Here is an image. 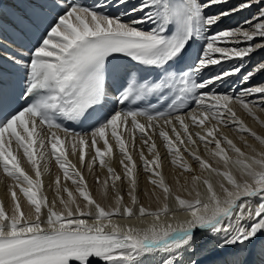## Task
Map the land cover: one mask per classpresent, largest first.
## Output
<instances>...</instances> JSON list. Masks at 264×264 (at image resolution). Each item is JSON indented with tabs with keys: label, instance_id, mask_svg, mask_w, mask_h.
<instances>
[{
	"label": "snow or ice",
	"instance_id": "1",
	"mask_svg": "<svg viewBox=\"0 0 264 264\" xmlns=\"http://www.w3.org/2000/svg\"><path fill=\"white\" fill-rule=\"evenodd\" d=\"M54 6L57 14L27 50V60L25 53H5L17 67L19 79L9 80L0 73V168L16 181L35 213L33 219L22 211L15 190L11 191L14 203L11 214L6 213L0 203V264H96L97 261L100 264H145L141 258L153 253L163 254L160 264H248L245 257L253 250L260 257V264H264V152H257L246 144L251 150L248 155L227 137L222 138L227 148L222 147V140L215 138L211 128L206 135L196 133L201 142L207 143V137L213 138L215 150L212 156L222 167H214L185 147L198 163L201 173H208L192 177L195 199L174 197L176 211L187 214L189 219L175 226L154 223L140 231L121 229L112 222L113 217L151 216L158 222L162 215L174 214L167 203L170 188L158 171L161 165L155 143L149 147L154 160L145 158L142 150L139 155L144 161V170L154 177L151 183L164 193L165 203L156 211L143 205L136 212L133 207L122 208V197L117 198L114 209L105 210L91 197L83 175L67 160L64 149L70 132L65 122H72L83 129L70 133L73 152L78 145L92 147L95 156L91 163L95 164V157H98L103 167L104 157H110L113 152L108 139L110 129L123 157L120 163L125 169L130 184L129 195L135 206L138 204L134 195L133 169L136 165L122 134L117 132L118 126H127L130 122L132 131L138 129L143 143L148 145L151 136L146 128L160 127L156 122L163 120L164 125L175 133V140L162 127L159 136L166 142L168 152L173 157H180V167L185 172L193 170L183 162L180 146L191 144L195 147L196 140L188 131L185 116L179 114L184 109L192 113L191 120L198 127H203L209 116L218 122L231 118L232 125L241 133L249 134L264 146V136L244 125L229 107L235 101L252 115L250 105L264 102V85L251 84L254 76L264 75V60L248 69L245 60L264 49V0L235 3L231 0H95L92 4L80 0H55ZM253 7L257 11L243 25L213 30L226 18ZM245 25L250 28L246 29ZM241 38L243 46H240ZM224 44L232 46L224 47ZM124 58L156 70L157 78L138 82L136 73L124 66ZM226 60L239 63L213 76L206 75L211 66ZM119 73H123L127 81L117 90L114 99L125 107L113 106L106 111V81ZM230 76L239 77V89H234L232 95L217 93V82ZM153 95L158 99L171 96L167 112L127 107V104L147 100ZM19 100L25 103L17 107ZM189 101L200 110L199 116L189 108ZM260 106L264 108V103ZM138 117H143L147 125L140 123ZM173 121L178 122L186 139ZM38 124L40 132L37 131ZM57 131L65 132V137L58 136ZM42 133H47L49 138ZM101 140L104 150L97 147ZM13 144L17 150H23V156L35 170L36 181L21 167L12 150ZM49 145L51 155L64 171L65 180H72L89 210L81 209L67 188L64 191L68 199L60 196L59 176L55 180V192L65 211H54L55 201L52 206L48 205L47 197L41 192V170L35 156L37 149L43 150L40 153L43 159ZM229 152L235 153V160ZM80 160L83 163V154ZM172 163L176 164V160ZM230 165L238 167L247 179L238 181ZM108 172L114 187L121 176L111 167ZM212 176L221 178L219 191ZM197 182L205 186L206 199L201 198ZM104 185L106 191L108 180ZM188 194L191 196L192 192ZM72 205H75V211ZM42 206L47 207L44 220L41 219ZM88 218L94 223L89 224ZM202 234L212 241L210 247L201 246ZM203 256L211 259H200Z\"/></svg>",
	"mask_w": 264,
	"mask_h": 264
},
{
	"label": "bare ground",
	"instance_id": "2",
	"mask_svg": "<svg viewBox=\"0 0 264 264\" xmlns=\"http://www.w3.org/2000/svg\"><path fill=\"white\" fill-rule=\"evenodd\" d=\"M10 1V0H9ZM231 2H239V0H231ZM256 8L253 7L250 10H246L243 13L236 14L232 17L226 18L223 23L213 30H222L224 28H236L239 25H243L246 19H251L252 16L256 12ZM246 29L250 28V25L244 26ZM257 40L260 38L257 37ZM256 41L254 40L253 43ZM243 40L241 38V45L243 46ZM224 47H230L231 44H224ZM246 69L251 68L253 65L259 63L260 61L264 60V49L257 51L250 57H246ZM239 63L237 60H226L222 61L218 65L211 66L210 69L207 71V76H213L218 71H223L228 69L229 67L234 66L235 64ZM239 77L238 76H230L225 78L222 82H217L216 92L217 93H228L229 95L233 94V90H238L240 85L238 84ZM251 84H259L264 85V75L258 74L254 76L251 81ZM247 86V85H246ZM206 91V90H205ZM244 99H254L253 97H244ZM261 103L258 102L256 104L250 105L252 108V115L249 113L237 102L233 101L229 107L233 109L236 113V117L238 120L243 121L244 125H246L249 129L256 132L257 135L264 136V108L260 106ZM115 106L114 104H109L107 108L109 111ZM116 107V106H115ZM193 110L199 116L200 110L196 108L194 105ZM192 113L188 112L185 114V123L188 124V131L189 133L193 134V139L196 140V145L193 147L191 144H186L184 146H180V153L183 157V162L190 165L192 168V172H185L181 167V159L180 157H173L169 152L166 145V142L162 137L159 136L160 127H162L165 131L168 132L169 137L175 140V133L171 131V129L164 125L163 120L156 122L160 127L155 129H147L146 132L148 135L151 136V141L148 145H145L141 139V134L139 130L132 131L131 124L127 126H118L117 132L120 134L125 133L126 137L125 140L126 146L128 148L129 154L132 156L133 161L135 162L136 167L133 169V175L136 180V186L134 195L138 200L137 205H132L131 196L129 195L130 192V184L128 179L125 176V169L121 165L120 160L123 159L120 151L119 146L115 143L114 138L111 135V130H108V139L109 143L113 147L112 155L104 157L105 159V166H101L99 164V158L95 157L96 163L92 164L91 161L95 156V149L88 146H77L75 152L72 150L73 138L70 135H67V139L64 143V149L67 156V160L75 166L76 170H79L84 177V180L87 185V191L91 195V197L99 203L105 210H111L116 207V200L118 197H122L121 207L129 206L133 207L134 212L138 209L140 205H143L146 209L150 211H156L163 207L165 203L164 195L153 193L149 189L148 181L149 179H153L152 173L150 171L144 170V161L140 158L139 152L142 150L144 157L147 158L149 161L154 160L155 157L152 153L149 152V147L151 143H155L156 146V153H158L160 160L159 163L161 165L158 171L164 170L167 173V170H171L173 166H171V162L173 159L176 160V168L178 170V182H176L172 178L173 181V188L170 189L171 194L167 200L169 208L173 210L172 215L161 216L159 221L157 222L151 216H145L143 218H125L122 216H115L113 217L112 222L118 225L121 229L127 230L128 228H134L140 231H143L149 228L154 223H159L160 225H176L178 222H183L189 219V216L181 211H176V202L174 200L175 196H180L186 200H193L195 199V191H193V183L192 177L194 175H208L207 172L201 173L199 169L198 163L189 155L187 151H185V147H187L190 151H195L198 155H200L203 159L207 160L209 163H212L214 167H222V165L216 164L214 158L212 156V152L215 150V143L212 137H207V143L201 142L196 133H200L201 135H206L207 131L211 128L214 130V136L217 139H221L223 137H227V139L232 140L238 147L242 149L246 154L251 155V150L246 147L247 145H251L252 148H255L257 152H264V146H261L258 141H256L253 137H251L247 133H241L235 126L232 125L231 118H228L225 122H218L217 120H213L211 116L205 122L203 127H198L196 124L192 126L191 120ZM140 123L147 125V121L139 120ZM191 122V123H190ZM173 123L177 127V131L181 132L183 136V129L180 128L178 122L173 121ZM37 131L40 132V128L37 127ZM54 131V130H52ZM45 135L46 139H48L47 133H42ZM61 138H64L66 134H62L57 132L56 133ZM123 138V137H122ZM97 147H100L101 150L103 149V141L101 140ZM222 147L227 148L226 143L222 140ZM14 154L17 155V158L20 162L21 167L24 169L25 173L32 177L34 181L37 180L35 175V170L33 169L30 162L27 160V157L23 156V150H17V146L13 144L12 148ZM43 150L37 149L35 159L37 160L40 170L41 176L39 178L40 182L42 183V195L47 197L48 205L52 206V202L55 201V206L53 208L56 212H64V206L60 203V199L55 192V180L56 177H60V196H63L65 200L68 199L67 192L64 191L67 188L69 191L73 193V196L76 199V202L80 205L81 209L87 211L89 210V206H87V202L84 201L83 197L79 195V192L76 190V185L72 183L71 179L65 180L64 178V171L60 167V165L56 162L54 156L51 155V148L50 145L48 146V154L41 159L40 153ZM81 154L84 155L83 163L80 160ZM229 155L232 157L233 160L236 159L235 153L229 152ZM127 163V161H125ZM108 167H111L116 174L121 176L119 181H116L118 187L115 185L113 187L112 178L108 172ZM150 168H154V165H149ZM165 167V168H163ZM230 170L232 174L236 177L238 181L242 179H247L242 175L241 170L236 167L235 165H230ZM169 173V172H168ZM170 174V173H169ZM175 176V175H174ZM168 177V176H167ZM173 177V176H172ZM108 180V185L105 191L104 181ZM221 180L220 177L212 176V181L214 186L217 187V191H219L218 183ZM23 187H27V185H21ZM110 189V190H109ZM120 189V190H119ZM197 189L201 193V198L206 199V188L202 182H197ZM15 190L17 193V198L19 203L21 204V209L26 213V215L31 216L34 219L35 213L34 208L28 203L27 198L24 197L23 193L20 192L19 186H16V181H14L11 177L7 176L4 173L3 169L0 168V203L3 204L6 213L11 214L14 208V203L11 199V191ZM162 190V189H161ZM192 192L190 196L188 193ZM73 211H75V205L71 206ZM91 210L95 211L94 206H91ZM47 215V207L42 206V216L41 219H46ZM138 215V213H137ZM89 224H93L94 220L92 218H88ZM106 223V221H105ZM264 239V238H262ZM200 243L202 247H210L212 245V241L208 239L206 235H201ZM259 247V242L257 244V248ZM163 258L162 253H153L142 257L141 259L145 261V264H160V261ZM203 260H209L211 257L203 256L200 257ZM247 262L250 264H260V257L258 256L255 250L250 251L249 254L245 257Z\"/></svg>",
	"mask_w": 264,
	"mask_h": 264
},
{
	"label": "rangeland",
	"instance_id": "3",
	"mask_svg": "<svg viewBox=\"0 0 264 264\" xmlns=\"http://www.w3.org/2000/svg\"><path fill=\"white\" fill-rule=\"evenodd\" d=\"M192 122V124H190V125H192V126H195L194 124V122L193 121H191ZM190 122V123H191ZM126 134L125 133H123L122 134V137H123V139H127L128 137H126L125 136ZM171 164V166H173V165H175V166H173L172 168H171V170L169 169V170H167L168 172L166 173L165 172V170H164V173H163V170H160V172H161V174H162V176H163V178H164V182H165V184L170 188V189H172L173 188V186H172V184H173V181H172V178H175L174 180L176 181V182H178V170H177V168H176V164H173L172 162L170 163ZM154 167H155V165H154ZM163 168H165V167H163ZM175 175V176H174ZM168 176V177H167ZM173 176V177H172ZM171 182H172V184H171ZM117 187H118V185H117V183L115 184ZM148 186H149V189L151 190V191H153V193H156V194H160V195H164V193H163V191L161 190V188H159V187H157V186H155V185H153L152 183H151V179H149V181H148ZM110 190V189H109ZM120 190V189H119ZM137 196V195H136ZM250 262L251 261H249V263L248 264H250Z\"/></svg>",
	"mask_w": 264,
	"mask_h": 264
}]
</instances>
